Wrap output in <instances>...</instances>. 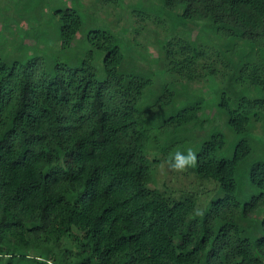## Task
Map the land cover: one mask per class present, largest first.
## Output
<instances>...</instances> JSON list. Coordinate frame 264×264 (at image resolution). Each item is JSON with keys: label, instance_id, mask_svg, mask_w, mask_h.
I'll list each match as a JSON object with an SVG mask.
<instances>
[{"label": "trees", "instance_id": "obj_1", "mask_svg": "<svg viewBox=\"0 0 264 264\" xmlns=\"http://www.w3.org/2000/svg\"><path fill=\"white\" fill-rule=\"evenodd\" d=\"M160 1L172 23L162 85L107 26L88 33L93 49L74 45L82 4L18 2L38 18L37 45L0 54V264H264V0ZM191 23L225 41L226 71ZM220 75L219 114L236 138L214 126L191 148L220 189L201 207L153 185L151 143L205 125L189 84Z\"/></svg>", "mask_w": 264, "mask_h": 264}, {"label": "rangeland", "instance_id": "obj_2", "mask_svg": "<svg viewBox=\"0 0 264 264\" xmlns=\"http://www.w3.org/2000/svg\"><path fill=\"white\" fill-rule=\"evenodd\" d=\"M20 0H0V54L8 49H12L15 44H21L34 48L37 45L34 30L38 25L36 14H20L17 11V4ZM50 1V0H48ZM52 2L55 0H51ZM69 5H83L84 24L77 34L74 45L80 49H93L88 41V33L96 27L107 26L120 33L124 41L123 50L126 54L135 56L141 63L155 71L154 80L157 85L166 83L168 74L165 68L158 62L160 56V43L169 33L171 21L168 16L162 12V3L160 0H64ZM134 9L143 10L149 13L143 14L134 11ZM50 12V8L47 9ZM178 11H182L178 9ZM180 27L179 29H182ZM188 31L194 37H198L213 57L217 59V66L226 71L225 64L220 62V57L215 53L223 49L225 41L219 39L213 30L206 26H196L189 24ZM238 45L237 49H242ZM56 47H60L58 43ZM97 58L96 66L100 71V78H104L102 59L103 53L95 50ZM233 58L239 56L235 52ZM233 55V54H232ZM220 58V59H219ZM224 82L222 75L217 77L208 76L207 78L191 82L190 90L205 98L204 109L201 112V118L206 124H189L179 133L170 136H160L158 141L151 143V158L153 162V185L167 195L184 199L186 196L193 195L199 206H205L209 200L218 196L220 189L218 184L211 179L201 177L193 168H186L183 171H177L169 166V159L174 157L178 151L187 152L195 146L197 142L205 138L208 133L219 126L230 137V142L236 138L233 131L226 125L225 119L219 114L220 97L215 91L216 88ZM213 127V128H212ZM258 133L264 135V127L261 122L257 124ZM176 135V139H172ZM258 146L262 144L256 141ZM264 210L260 211V215ZM72 247L68 242L63 247ZM34 250H32V253Z\"/></svg>", "mask_w": 264, "mask_h": 264}, {"label": "clouds", "instance_id": "obj_3", "mask_svg": "<svg viewBox=\"0 0 264 264\" xmlns=\"http://www.w3.org/2000/svg\"><path fill=\"white\" fill-rule=\"evenodd\" d=\"M197 155L191 149L187 152L178 151L175 153L174 157L169 159V166L177 171H183L188 167L193 166L196 163Z\"/></svg>", "mask_w": 264, "mask_h": 264}]
</instances>
